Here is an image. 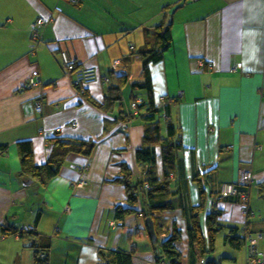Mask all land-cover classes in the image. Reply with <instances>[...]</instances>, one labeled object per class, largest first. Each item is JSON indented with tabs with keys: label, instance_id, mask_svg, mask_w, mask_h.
I'll use <instances>...</instances> for the list:
<instances>
[{
	"label": "crops",
	"instance_id": "obj_1",
	"mask_svg": "<svg viewBox=\"0 0 264 264\" xmlns=\"http://www.w3.org/2000/svg\"><path fill=\"white\" fill-rule=\"evenodd\" d=\"M39 17L38 41L31 42ZM158 25L170 26L171 45L146 66L155 103L175 98L169 114L183 147L173 179L194 206L203 187L204 212L215 207L223 222H246L249 231L264 235V0H0V264H33L26 239L1 228L33 221L36 231L51 235L49 264H97L99 250L116 247H133L136 264L155 259L142 220L128 217L125 226L114 221L109 210L125 194L109 179L120 174V161L139 174L135 153L144 121L136 117L125 127L119 117L131 99L146 98L145 89L133 84L143 78L141 53L150 50ZM62 50L74 70L89 67L98 76L82 97L61 61ZM117 74L126 77L121 99L102 110L98 106ZM30 77L35 85L26 83ZM54 132L94 139L92 155L69 153L47 183H23L16 143L30 139L43 159ZM242 163L253 171L248 213L239 201L216 193L220 183L236 181ZM173 215L168 218L178 219L185 245V221ZM262 244L264 249V238ZM233 256L229 264L238 263V252Z\"/></svg>",
	"mask_w": 264,
	"mask_h": 264
},
{
	"label": "trees",
	"instance_id": "obj_2",
	"mask_svg": "<svg viewBox=\"0 0 264 264\" xmlns=\"http://www.w3.org/2000/svg\"><path fill=\"white\" fill-rule=\"evenodd\" d=\"M35 30V27H32L31 42L38 41ZM170 45V26L167 25L162 29V25L161 27L158 25L150 50L141 53L143 78L141 82L134 83L133 86L144 88L146 98L138 99L135 97L131 99L129 110L121 111L119 117L125 127L128 121L130 122L136 117H140L144 121L141 148L135 153L139 174H133L134 170L125 161L118 163L120 174L116 178L109 179V181L122 186L125 198L124 202L115 203L109 211L119 226H125V220L129 217L130 219L142 220L143 229L148 231L146 221L151 222L155 240L152 241L150 238V241L154 246L156 256L150 264H221V258L233 260L235 250L243 251V264H247L248 259L253 257L247 252L248 240H246V236L249 231L247 223L245 222L242 227L233 223H225L219 218V210L215 207L204 212V188L200 187L198 204L194 206L191 203L188 190L181 188L173 179V173H176L174 166L177 154L183 147L180 128L171 122L169 114V107L175 98L163 96L162 104L155 103L151 75L146 66L149 62L159 61ZM35 46L36 44L31 43L30 53L34 51ZM66 71L71 75V81H73L75 72L78 70ZM31 78H28L26 83ZM103 80L108 81L109 77L104 76ZM125 81L124 74H117L115 82L109 83L104 95V103L98 106L100 109L103 110L101 107L106 104L111 107L115 101H120L121 89ZM74 87L75 90L79 89L75 85ZM80 93L81 96H84L86 89L83 92L81 90ZM37 99L41 101L40 97ZM161 120L164 121V127ZM73 125H76V122H73ZM46 140L50 147L43 159H37L30 139L19 140L16 143L19 163L18 174L23 183L31 181H38L41 184L47 183L58 175L69 153L90 157L95 146L94 139L63 135L60 132L48 135ZM5 147L6 145H3L2 148L5 149ZM157 164L161 165L160 178L157 177ZM133 175L135 176L134 179ZM252 181L245 185L234 184L235 192L233 193L222 191L223 182L220 183L216 193L220 197L239 201L244 209L243 212L246 210L245 213H248V199ZM79 183L72 182L71 185L77 187ZM259 190L264 194V184L260 185ZM241 194H244V197ZM175 211L178 212L180 219L185 221V245L181 244L183 231L178 224V219L176 217L168 218V215H173ZM200 215L204 216L202 222L199 221ZM169 219L171 221H168ZM33 222L18 228L14 224H3L1 226L2 232L19 235V237L26 239L25 246L30 247L33 251V264H49V253L52 247L51 235L36 231ZM260 233L259 251L264 252L263 247L260 248V242H262L264 235L262 232ZM218 235L222 236L223 245L231 249L226 250V254L222 256H217L216 251H214ZM127 236L130 237V234L128 233ZM183 246L186 248V252H183ZM134 251L133 247L129 249L123 247L101 249L98 252L97 264H136L133 261ZM255 264L259 263L256 262Z\"/></svg>",
	"mask_w": 264,
	"mask_h": 264
},
{
	"label": "built area",
	"instance_id": "obj_3",
	"mask_svg": "<svg viewBox=\"0 0 264 264\" xmlns=\"http://www.w3.org/2000/svg\"><path fill=\"white\" fill-rule=\"evenodd\" d=\"M72 1H75V0H72ZM42 21H43V19L39 17V18H37V20H35V22H33L32 26L34 27L36 25H40ZM60 58H61V61L63 62V64L65 65L67 70H69V71L74 70L72 61L69 57V54L65 50H62L60 52ZM117 62H118L117 59L113 60V64H117ZM263 74H264V70H263ZM95 76H96V74H95L93 68H89V67L84 68L83 67L80 70L75 72L72 83L75 86H77L78 88L82 89V87L84 85L93 81ZM33 82L34 81L31 78V79H29V81L27 83L29 85L30 83H33ZM34 108L37 110H40V103L36 102L34 104ZM252 178H253V172H252L251 164L250 163H242L239 165V173H238V177H237L236 181L225 182L222 185V191L225 193H233V192H235L234 184L240 183V184L245 185V184L250 183L252 181ZM241 196L244 197V194H241ZM242 209H243V207H242ZM243 211H244V209H243ZM245 212H246V210H245ZM260 237H261L260 232L248 231V234L246 236V240H248L247 252L249 253V255H253V257L248 259L247 264H255L256 262H258L259 264L264 263V252L259 251V245H258Z\"/></svg>",
	"mask_w": 264,
	"mask_h": 264
},
{
	"label": "rangeland",
	"instance_id": "obj_4",
	"mask_svg": "<svg viewBox=\"0 0 264 264\" xmlns=\"http://www.w3.org/2000/svg\"><path fill=\"white\" fill-rule=\"evenodd\" d=\"M32 85H35V82H33V83H30L29 84V86H32ZM87 87H86V85H84L83 87H82V92H83V90L85 91V89H86ZM80 89V88H79ZM82 97V96H81ZM81 97H79V98H81ZM82 99V98H81ZM37 110V109H36ZM40 110H41V104H40ZM161 124H162V126L164 127V121L163 120H161ZM85 167H87V166H85ZM80 181H82L83 183H84V180L82 179V180H80ZM82 183L80 182L78 185H81ZM77 185V184H76ZM65 209L67 210V211H70V208L69 207H65ZM262 247H263V244H262ZM226 250H231L230 249V247H228V246H225V245H223V242H222V236L221 235H218V237H217V240H216V244H215V250L214 251H216V255L218 256V255H220V256H222V255H224V254H226ZM234 250V249H233ZM242 250V249H241ZM235 252H238V250H235ZM241 252V251H240ZM238 263L237 264H243V254H241V253H239L238 252ZM229 260H226V259H223V258H221V261H220V263L221 264H229Z\"/></svg>",
	"mask_w": 264,
	"mask_h": 264
},
{
	"label": "water",
	"instance_id": "obj_5",
	"mask_svg": "<svg viewBox=\"0 0 264 264\" xmlns=\"http://www.w3.org/2000/svg\"><path fill=\"white\" fill-rule=\"evenodd\" d=\"M146 226H147V229H148V235L149 237L151 238L152 241L155 240V234L153 232V229H152V225H151V222H147L146 221Z\"/></svg>",
	"mask_w": 264,
	"mask_h": 264
},
{
	"label": "bare ground",
	"instance_id": "obj_6",
	"mask_svg": "<svg viewBox=\"0 0 264 264\" xmlns=\"http://www.w3.org/2000/svg\"><path fill=\"white\" fill-rule=\"evenodd\" d=\"M207 63H209V62H207ZM263 70H264V68L261 70V73L263 74ZM264 75V74H263Z\"/></svg>",
	"mask_w": 264,
	"mask_h": 264
},
{
	"label": "clouds",
	"instance_id": "obj_7",
	"mask_svg": "<svg viewBox=\"0 0 264 264\" xmlns=\"http://www.w3.org/2000/svg\"><path fill=\"white\" fill-rule=\"evenodd\" d=\"M253 172V171H252ZM234 182V181H233ZM225 183V182H224Z\"/></svg>",
	"mask_w": 264,
	"mask_h": 264
}]
</instances>
